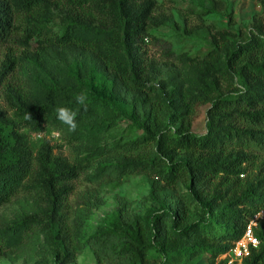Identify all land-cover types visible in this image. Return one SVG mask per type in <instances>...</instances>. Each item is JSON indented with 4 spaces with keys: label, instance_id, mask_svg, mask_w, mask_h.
Masks as SVG:
<instances>
[{
    "label": "trees",
    "instance_id": "trees-1",
    "mask_svg": "<svg viewBox=\"0 0 264 264\" xmlns=\"http://www.w3.org/2000/svg\"><path fill=\"white\" fill-rule=\"evenodd\" d=\"M259 3L262 13L253 16L247 34L222 25L202 49L178 50L181 67L167 71L147 54L150 28L165 22L155 14V0H0V41L27 45L36 38L76 54L67 67L17 85L10 74L20 58L7 53L0 63V87L11 111L8 116L0 109V206L33 189L44 202L39 212L0 223V256L43 236L57 259L73 258L62 207L84 163L54 155L44 140L33 149L28 133L65 128L83 138L87 120L98 130L104 126L102 111L109 119L104 129L117 117L128 119L140 133L136 146L153 144V151L122 157L123 165L156 176L165 188L187 181L197 211L191 221L185 205L152 208L133 222L109 217L107 236H116L121 260L147 264L153 249L161 264H193L202 255L207 264H225L216 258L264 209V0ZM154 75L168 77L155 85ZM81 91L85 105L74 101ZM205 104V132L198 134L192 122ZM59 106L77 113L75 130L57 119ZM254 234L258 247L241 264H264V221Z\"/></svg>",
    "mask_w": 264,
    "mask_h": 264
},
{
    "label": "rangeland",
    "instance_id": "rangeland-1",
    "mask_svg": "<svg viewBox=\"0 0 264 264\" xmlns=\"http://www.w3.org/2000/svg\"><path fill=\"white\" fill-rule=\"evenodd\" d=\"M155 3V14L163 16L165 22L150 28L152 36L148 37L147 54L167 71L173 70L174 65L181 67L176 59L178 50L202 49L210 33L222 25L245 35L253 16L262 13L259 0H155ZM21 34L17 31L18 36ZM48 46L45 42H36V38L27 45L13 39L0 41V63L7 53L20 58L10 74L17 85L21 78L28 77L33 83L75 62L76 54ZM28 54H35L37 58L32 60ZM28 56L30 60H27ZM167 77L154 75L152 83L158 85ZM170 87H173L172 82ZM0 109L11 115L4 86L0 87ZM206 109L205 104L196 111L192 122L195 133L205 132ZM98 117L104 119V126L98 130L87 120L82 127L83 138H75L65 128L46 127L39 133H28L33 149L38 140H44L54 155L70 163L78 160L84 163L81 172L71 181L72 190L62 207L63 227L74 251L73 258L60 261L50 244L40 236L33 245L0 256V264H125L118 254L116 236H107L112 229L109 217L133 222L152 208L185 205L188 221L197 219L187 181L178 182L174 188H165L156 176L123 165L122 157L135 158L137 153L154 149L153 144L136 146L133 139L140 138V133L129 127L131 121L117 117L110 128L104 129L109 119H105L102 111ZM168 117L169 113L163 115L164 122ZM92 134L93 139L90 138ZM37 196L36 189L21 191L10 202L1 205L0 223L11 222L24 213L39 212L44 202ZM146 263L161 264L162 258L149 249ZM192 263L207 264V255L197 257Z\"/></svg>",
    "mask_w": 264,
    "mask_h": 264
},
{
    "label": "built area",
    "instance_id": "built-area-1",
    "mask_svg": "<svg viewBox=\"0 0 264 264\" xmlns=\"http://www.w3.org/2000/svg\"><path fill=\"white\" fill-rule=\"evenodd\" d=\"M259 221H264V209L252 216L241 237L232 244L228 251L219 255L217 260H224L225 264H241L250 249L258 247L259 240L254 234V228Z\"/></svg>",
    "mask_w": 264,
    "mask_h": 264
},
{
    "label": "clouds",
    "instance_id": "clouds-1",
    "mask_svg": "<svg viewBox=\"0 0 264 264\" xmlns=\"http://www.w3.org/2000/svg\"><path fill=\"white\" fill-rule=\"evenodd\" d=\"M74 101L77 105H85L87 102L86 93L81 91L80 93L75 94ZM76 115L77 113L75 111L66 106H59L56 109L57 119L61 121V123H63L64 125H67L70 130H75V128L77 127ZM25 119H31L30 115H26Z\"/></svg>",
    "mask_w": 264,
    "mask_h": 264
}]
</instances>
